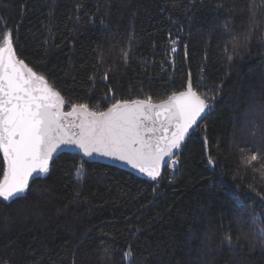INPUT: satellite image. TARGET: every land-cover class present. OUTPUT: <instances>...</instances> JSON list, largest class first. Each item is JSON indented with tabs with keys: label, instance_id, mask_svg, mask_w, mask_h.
Here are the masks:
<instances>
[{
	"label": "trees",
	"instance_id": "1",
	"mask_svg": "<svg viewBox=\"0 0 264 264\" xmlns=\"http://www.w3.org/2000/svg\"><path fill=\"white\" fill-rule=\"evenodd\" d=\"M5 31L65 110L191 80L208 113L156 181L58 155L0 199V264H264V0H0Z\"/></svg>",
	"mask_w": 264,
	"mask_h": 264
},
{
	"label": "snow or ice",
	"instance_id": "2",
	"mask_svg": "<svg viewBox=\"0 0 264 264\" xmlns=\"http://www.w3.org/2000/svg\"><path fill=\"white\" fill-rule=\"evenodd\" d=\"M123 55L127 57L126 52ZM104 79H108L107 74ZM64 104L61 94L42 75L16 57L10 31L3 32L0 40V153L3 156L0 199L8 201L24 194L29 177L34 172L47 173L49 160L61 145H73L84 156L97 154L122 161L156 180L164 157H171L173 150L180 148L189 129L208 108L191 80L185 91L174 92L160 103H153L151 97L117 100L106 111L92 110L80 103L73 104L66 113L62 111ZM258 159V154H252L249 163ZM77 174L80 175V170ZM253 221L264 223V217H253ZM261 235L264 236V228ZM130 256V252L125 253L126 258Z\"/></svg>",
	"mask_w": 264,
	"mask_h": 264
},
{
	"label": "water",
	"instance_id": "3",
	"mask_svg": "<svg viewBox=\"0 0 264 264\" xmlns=\"http://www.w3.org/2000/svg\"><path fill=\"white\" fill-rule=\"evenodd\" d=\"M158 103H160V102H158ZM62 111L66 113V112L71 111V108L69 110H65V104H64V107L62 108ZM207 113H208V109L206 108L205 112L201 114V118L198 119L197 124L194 125L192 128H190L188 133L185 135L184 140L181 142L180 148L174 149L173 150L174 154L171 157H168V156L164 157V161H162L161 166H160V176H161L162 171L164 170V167L166 166L167 162L175 157L177 152L181 149V147L185 144V142L188 140V138L193 134V132L197 129V127L203 121V119L205 118ZM71 119H72L71 117L68 118L69 121H71ZM77 131H78V129H77ZM60 154H72V155L78 156L82 160H84L86 162H89V163H97V164H102V165H106V166L115 167V168L124 170L126 172L132 173L134 175H137L139 177H142V178H145V179H148V180H152L147 175H145L143 173H140L139 171H137L136 169H133L131 166H129L128 164H126V163H124L122 161H119V160H116V159H112V158L103 157V156H100V155H97V154H93L92 156H84L82 151L80 149H78L77 147L73 146V145H61L59 148H57V150L55 152H53L52 157L49 160V167H50V164L52 163V161ZM1 155H2V153H1ZM44 174L45 173L34 172L32 174V176L29 177V183L34 178L40 177V176H42ZM160 176H158L157 179ZM156 180H152V181H156Z\"/></svg>",
	"mask_w": 264,
	"mask_h": 264
},
{
	"label": "bare ground",
	"instance_id": "4",
	"mask_svg": "<svg viewBox=\"0 0 264 264\" xmlns=\"http://www.w3.org/2000/svg\"><path fill=\"white\" fill-rule=\"evenodd\" d=\"M171 160H172V159H171ZM171 160H170V161H168L167 163L171 162Z\"/></svg>",
	"mask_w": 264,
	"mask_h": 264
}]
</instances>
